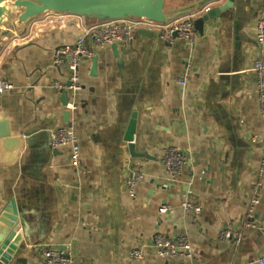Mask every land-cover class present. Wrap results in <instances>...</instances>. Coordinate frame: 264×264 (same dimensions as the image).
<instances>
[{"label":"crops","instance_id":"crops-1","mask_svg":"<svg viewBox=\"0 0 264 264\" xmlns=\"http://www.w3.org/2000/svg\"><path fill=\"white\" fill-rule=\"evenodd\" d=\"M165 1L169 15L200 4L201 12L221 11L203 33L196 30L192 44L164 42L157 30L148 36L136 30L130 42L101 48L87 40L97 61L79 64L83 89L75 110L55 86L68 83L69 71L54 66L53 56L84 34L79 18L20 22L17 9L4 17L0 77L13 89L0 95V113L25 143L15 164H0V211L14 199L23 231L9 264H44L43 246L68 243L76 264H259L264 258V138L252 139L264 135L255 70L264 62L256 39L264 0ZM132 116L135 151L144 157L132 156L124 140ZM66 125L78 135L77 168L69 147L50 144L51 132ZM170 146L186 158L174 179L162 163ZM132 172L143 175L133 197ZM186 199L200 212L183 209ZM250 209L257 228L244 226ZM226 229L232 236L224 240L219 233ZM182 233L192 258L156 253L157 234L175 240ZM134 248L143 251L142 260L130 256Z\"/></svg>","mask_w":264,"mask_h":264},{"label":"built area","instance_id":"built-area-1","mask_svg":"<svg viewBox=\"0 0 264 264\" xmlns=\"http://www.w3.org/2000/svg\"><path fill=\"white\" fill-rule=\"evenodd\" d=\"M207 10V9H205ZM198 13H191L185 15L171 22L161 24L154 21L143 19H119L112 20L95 25L86 26L82 17L70 14H58V17H77L84 29V34L77 38L72 44H66L56 48L53 56V65L59 68H65L69 71V79L67 84L56 82L55 86L60 90H70L71 101L68 103L69 110L78 108L76 102V94L82 90L83 87L79 83L78 67L82 60L92 58L94 51L86 44L87 40L98 48L104 47L114 43H128L132 40L136 30L140 28H147L157 30L159 38L167 43H173L176 40H185L189 43H194L196 39V29L194 25L195 17ZM54 14H49L50 17ZM256 39L260 47H264V16L257 21ZM257 73V83L259 88V106L262 119L264 121V62L258 60L255 64ZM181 85L186 84V79L180 78ZM13 89V85L6 79L0 77V95L9 93ZM23 137V136H22ZM264 138L262 134H254L253 141ZM50 144L52 149H60L69 147L71 149L70 164L77 168L80 164V144L77 132L71 125H66L57 128L51 132ZM186 162L184 153L177 147H166L163 151L162 163L166 172L171 178H175L182 170ZM261 170L264 171V145L262 146ZM143 175L138 172H132L127 180V185L130 190V195L133 197L136 185L142 180ZM181 207L185 210H192L195 213L200 212V207L188 199L181 203ZM161 211L171 213L169 208H162ZM246 228L259 227L254 220L252 209L246 214L244 221ZM264 229V226H262ZM232 236L231 230H222L219 233L221 239H229ZM154 248L156 253L163 258L181 259L184 257L192 258L193 249L188 234L182 233L175 240H172L166 234H157L154 238ZM44 258V264H76L74 259L73 248L71 243L63 246H43L41 249ZM130 256L140 261L144 254L141 249L134 248L130 251ZM259 264H264V258L259 260Z\"/></svg>","mask_w":264,"mask_h":264},{"label":"water","instance_id":"water-1","mask_svg":"<svg viewBox=\"0 0 264 264\" xmlns=\"http://www.w3.org/2000/svg\"><path fill=\"white\" fill-rule=\"evenodd\" d=\"M165 0H0V28L4 17L14 10H21L18 16L20 22H28L37 17L49 14H70L82 17L86 26L95 25L119 19H143L165 24L191 13H198L194 20L195 29L201 34L205 23L215 18L221 8H211L201 12L202 5L192 9L181 10L169 15L165 10ZM143 35H154L153 30L138 29ZM93 66L97 58H92ZM69 84V83H68ZM62 96L65 105L69 102V92L64 89ZM69 111L65 116L69 118ZM136 132V117L132 116L124 140L128 143L130 153L134 157H144L146 154L135 151L134 135ZM21 135L12 133L10 121L0 113V164H15L25 148ZM19 213L14 199L0 211V264H9L23 240Z\"/></svg>","mask_w":264,"mask_h":264},{"label":"bare ground","instance_id":"bare-ground-1","mask_svg":"<svg viewBox=\"0 0 264 264\" xmlns=\"http://www.w3.org/2000/svg\"><path fill=\"white\" fill-rule=\"evenodd\" d=\"M148 20V19H147ZM151 21V20H150Z\"/></svg>","mask_w":264,"mask_h":264}]
</instances>
